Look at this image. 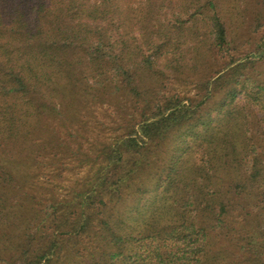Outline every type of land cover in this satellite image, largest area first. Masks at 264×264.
Masks as SVG:
<instances>
[{"label": "trees", "instance_id": "obj_1", "mask_svg": "<svg viewBox=\"0 0 264 264\" xmlns=\"http://www.w3.org/2000/svg\"><path fill=\"white\" fill-rule=\"evenodd\" d=\"M189 2L0 0V264H264V33L242 50L225 0ZM216 50L200 100L154 94ZM96 99L117 132L74 147ZM71 149L63 195L40 174Z\"/></svg>", "mask_w": 264, "mask_h": 264}, {"label": "rangeland", "instance_id": "obj_2", "mask_svg": "<svg viewBox=\"0 0 264 264\" xmlns=\"http://www.w3.org/2000/svg\"><path fill=\"white\" fill-rule=\"evenodd\" d=\"M189 1L190 0H178L175 9L168 10V17H172L173 12H175L177 14L181 13L183 15L182 18L187 20L188 16L186 10L190 7L187 3L191 4ZM134 4L135 2H133V5ZM260 9H264V3L261 4V0H225L223 13L226 14L230 39H235V44L233 46H239V48L243 50L246 48H256V45L260 43V38L264 33V16L258 14V10ZM262 42L260 44H262ZM191 49L190 52H192ZM194 50L195 49H193V51ZM196 52L197 51H195L194 55H196ZM211 54L213 55H209L207 58H201L203 63L200 68L197 67L200 63L191 59V61L188 60L191 68L187 67L182 73L173 70L171 75L164 76L163 81L160 83V87H157L154 94H157L161 99L173 94H179L183 97H193L196 100H200L203 91H199L198 89L199 78L202 76L205 77L206 75L213 76L215 72L222 69L225 64L224 52L216 50ZM260 70L264 71V66L260 67ZM115 108L116 107L110 105L109 102H102L99 99L91 101L89 106L81 111L82 117L88 120L89 126L86 131L88 138L78 137L77 143L73 144V146L78 148L79 144L83 143L82 148L85 149L90 143L98 142L96 136L106 135L105 133H116L117 131L114 127L120 123V117L116 113ZM62 155L67 159L66 169L63 171V178H58L59 180L54 178V175L51 174L53 165L50 164L47 170L43 172H48V176L40 174V179L45 182L46 186L48 185L51 189H55L64 195L67 191H71L73 189L71 187L76 185V182L80 181L87 174L89 166L82 168L77 165V167L74 166V164H79V158H81V156L72 149L68 151V153H62ZM72 166L73 169L70 168ZM39 186L40 184L37 183L38 189ZM87 240L91 241L93 238ZM6 249H9L8 255L13 252L12 248ZM2 254L7 255V252L4 250Z\"/></svg>", "mask_w": 264, "mask_h": 264}]
</instances>
